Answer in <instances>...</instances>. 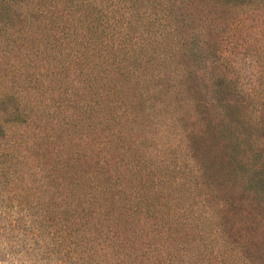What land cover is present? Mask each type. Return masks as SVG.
I'll return each instance as SVG.
<instances>
[{
	"label": "trees",
	"instance_id": "1",
	"mask_svg": "<svg viewBox=\"0 0 264 264\" xmlns=\"http://www.w3.org/2000/svg\"><path fill=\"white\" fill-rule=\"evenodd\" d=\"M49 1L51 4L36 0L28 13L21 14L27 24L22 31L11 30L9 21L0 24V105L5 107L6 102L8 108L3 110L22 118V131L10 145L12 152L23 147L28 153L14 163H23L31 154L37 160L44 157L56 164L48 167L46 184L40 191L47 192L45 188L49 187L48 195H55L64 188L79 190L76 198L83 207L73 213L74 225H69L71 213L63 209V204L43 207L35 219L38 225L31 231L33 243L40 242L42 247L39 252L52 257L60 251L63 264H176L182 259L186 264H202L199 248L205 244V236H217L202 223L210 217L200 207H193L197 201L192 189L200 188L196 194L200 195L210 180L232 200L237 191L261 194L263 219L264 162L250 169L253 187L240 188L237 178H230L235 169L223 165L227 157L221 154L228 137L219 129L222 125L204 120L198 129L190 130L172 119L176 114L186 117L188 106L202 115L199 109L204 107L198 95L188 98L190 104L180 101L183 93H194L188 60L200 48L188 45L190 33L185 31L193 17L195 0ZM217 1L227 7L251 2L264 6V0ZM12 3L0 0V14L10 11ZM215 46H206V53L216 56ZM67 71H72V79L65 77ZM88 94L91 98H85ZM53 95L59 100L51 103ZM114 95L120 101L128 95L131 99L125 105ZM263 99L259 98L260 107H264ZM76 108L92 114L87 123L67 114ZM255 118L253 122L249 117L240 119L238 128L243 137L261 133L256 138L264 151V109ZM67 125L90 128L89 132L101 137L92 147L90 158L80 161L73 135L64 128ZM230 125L234 126L232 122ZM170 128L177 134L167 135ZM220 137H224L223 145L218 143ZM202 142L210 143L206 149L211 154L201 149L205 146ZM163 147L167 154L160 161L154 160ZM36 151L39 155H33ZM83 164L88 165V171ZM5 172L0 167V175ZM224 178L228 180L222 181ZM58 179L57 187L49 191L50 181ZM29 188L32 191L33 187ZM15 200V195L0 199V224L4 221L13 233L24 225L19 210L10 212L13 207H23L22 203L10 205ZM174 200L178 205L169 211ZM220 211H216L218 220L222 218ZM83 217L86 222L80 229L76 225ZM221 225L218 223L223 234ZM151 226H158L152 231L154 238H166L176 246L163 260L165 245L152 247L147 242L150 238L142 241ZM85 230L89 233L81 238L79 234ZM234 260L237 264L244 260L264 264V251L256 249L253 260L241 254Z\"/></svg>",
	"mask_w": 264,
	"mask_h": 264
},
{
	"label": "rangeland",
	"instance_id": "2",
	"mask_svg": "<svg viewBox=\"0 0 264 264\" xmlns=\"http://www.w3.org/2000/svg\"><path fill=\"white\" fill-rule=\"evenodd\" d=\"M32 3H36V0H13L10 11L0 14V24L9 21L12 26L11 30L22 31L27 24L23 23L21 14L24 16L28 13ZM47 4H51L49 0ZM260 6L261 3L251 2L249 5L242 7H227L219 5L217 0H195L193 17L190 18L189 27L185 31L186 34L190 33L188 45L200 48L196 54L197 57L195 58L196 55L194 57L190 56L188 60V66L191 67L192 71L194 93L192 91L183 93L180 96V101L188 100V104H190L192 101L188 98L198 95V102L204 107L199 109L202 115L195 112L191 106H188L187 111L184 112L187 115L186 117L176 114L172 118L186 125L190 130L198 129V126L204 120H213L214 125H222L219 129L223 130L224 137H228V140H226L227 148L221 154L222 157H227L224 159L223 165H231L232 169H235L233 176L230 178L232 180L237 178V183L243 189L248 188L250 185L253 187L252 183L255 182L250 178L252 174L250 169L264 162L263 147L260 146L256 138L261 133H252L243 137L240 135L242 129L238 128L240 119L249 117V122H253L257 113L264 109V107H260L262 100H259L261 96L262 99L264 98V6ZM208 43L209 45L211 43L216 45L214 47L216 56L206 53L205 47L209 46ZM48 54L49 52H46L45 55ZM1 69L5 68L2 67ZM65 75V77L73 78L72 71L65 72ZM77 75L78 71L76 69L75 79ZM176 82L178 83V81ZM73 84L66 83L69 87ZM113 90L116 91L117 88ZM121 96L123 94L119 93V97ZM113 97L120 101L116 95ZM85 98H91V95H85ZM130 99L131 97L128 95L120 102L127 105ZM50 100L53 103L59 98L53 95ZM205 104L208 108H205ZM1 105L0 167H3L6 172L3 176L0 175V199L12 195L17 197V200L10 201V205L15 204L17 206L22 203L23 207L18 206V209L13 207L10 212L19 210L18 215L22 216V224H26L25 226L28 229L23 228L24 225H22L15 229V233H13V231L8 230V226L4 225V221L0 224V264H63L60 263V251H57L52 257H47L39 252L42 247L39 248L40 242L33 243L31 231L38 225L35 219L41 214L43 207L48 205L56 208L58 205L63 204V209H69L66 211L71 213L70 218L67 219V221L71 220L69 225H74L73 213L83 208L79 207L80 201L79 198H76L79 190L71 192L64 188L55 195H48L47 189L49 187L45 188L47 192L40 191L46 184L47 171L50 169L48 167L57 166L54 163L50 164L46 159L44 160V157L37 160L29 154L23 163H14L17 157L27 153L23 147L12 152L10 146L22 131L23 126L20 123L22 118L5 112L6 110L3 109L8 108L6 102H4L5 107ZM67 114H70V117H78L79 121L84 123H87L89 117L92 116V114L83 112L79 108L70 111V113L67 111ZM142 119L140 118L138 123ZM231 122L234 124L233 127L230 125ZM64 128L73 135L72 142L76 144L77 151H80V161L84 157L90 158L92 147L96 146L101 137H97L96 133L89 132L90 128L89 130L87 128L73 129L70 125ZM131 131L136 133V129ZM166 132L170 137L171 134L176 133L173 132V128L168 129ZM222 138H218V143H222L221 145L224 143L221 142ZM202 143L205 146L201 149L207 152V155L211 154L206 149L210 143ZM45 147L46 145L42 148ZM47 148L52 149L51 147ZM158 148L155 147V149ZM150 149L154 151L153 146ZM163 150L164 147L160 149V153L158 151L154 160L160 161V157L167 154ZM10 151L11 154H9ZM50 153L51 151L48 154ZM225 153L228 156H225ZM33 155H39V151L34 152ZM83 165L88 171V165ZM40 169H44V171H40ZM227 180L228 178H224L222 181ZM58 181H61V179L50 181L49 191L57 187ZM30 186L33 187L32 191L29 188ZM199 189L195 186L192 189V195H195L197 201L193 207H200L210 217L202 219V223L209 233H216L217 236L212 239L205 236L204 248L203 246L199 248L203 253L201 257L202 264H237L234 259L240 254L253 260L256 249L264 251V218L261 219L260 216V207L263 201L261 194L256 195L249 191H237L234 195L236 199L232 200V197L230 198L229 195L226 196L221 192V187H215L214 181L211 180L208 182L207 188L201 191L200 195H196ZM81 193H85V191H81ZM228 197L229 199H227ZM83 199L85 200V198ZM209 199L210 203H208ZM203 201H205L204 205ZM171 204L172 206L167 208L169 211L176 209L178 205L176 200L171 201ZM97 207L94 208L97 209ZM218 209L221 210L222 218L220 220L216 218ZM85 222L86 220L83 217L77 222L76 227L82 229ZM218 223H222L223 234L218 227ZM156 227L158 226L149 227L148 235L142 241L150 238L151 241L147 242L151 243L152 247L160 244L165 245L164 250L166 252L163 253V260L167 254L174 252L176 246L173 245V241L170 242L166 238H154V232L152 231ZM189 230L192 232L191 229ZM194 230L198 231L199 226H194ZM88 233L89 231L85 230L84 233L82 232L79 235L84 238ZM188 235L190 237L192 234L188 232ZM195 243L199 244L197 240H195ZM224 250L227 254H222ZM131 251L133 254L135 253L134 249ZM109 253H111L110 250L106 257L109 256ZM156 257L154 256L153 259ZM158 260H161V258L158 257ZM182 261H177L176 264H186ZM87 264L92 263L88 261ZM120 264H123V262ZM126 264H138V262H128ZM242 264L248 263L244 260Z\"/></svg>",
	"mask_w": 264,
	"mask_h": 264
}]
</instances>
